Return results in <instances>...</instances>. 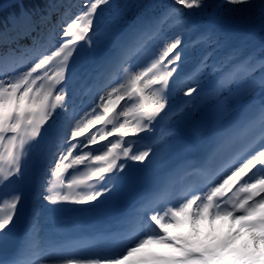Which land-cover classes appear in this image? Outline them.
<instances>
[{
    "label": "snow or ice",
    "instance_id": "1",
    "mask_svg": "<svg viewBox=\"0 0 264 264\" xmlns=\"http://www.w3.org/2000/svg\"><path fill=\"white\" fill-rule=\"evenodd\" d=\"M245 233L264 246V0H0V264H264Z\"/></svg>",
    "mask_w": 264,
    "mask_h": 264
},
{
    "label": "rangeland",
    "instance_id": "2",
    "mask_svg": "<svg viewBox=\"0 0 264 264\" xmlns=\"http://www.w3.org/2000/svg\"><path fill=\"white\" fill-rule=\"evenodd\" d=\"M187 227L191 228L190 226H186V227H183L181 229L174 230L175 235H180L181 232H183L187 236V239L193 241L197 246H199L200 244H203V243H208V242L218 243V242L226 239V236H230V233H231V229H230V227L228 228L227 221H220L219 226H216L215 230L211 229L205 223L204 225H202V229H201V232L199 234H197L193 230H192L193 234H187V232H186ZM210 229H211V232H209ZM216 233H218L217 236H216ZM221 234L223 235V237L219 238ZM199 239H203V242L199 243ZM248 240H249V235L247 237H245L244 243H247ZM236 245H239V244H236V242H235L233 244V248H238V250H240V251H245V250L255 251L257 253H259L261 247H264V246L258 247L255 244H243L244 245L243 247L242 246H236ZM256 262H260V261H256Z\"/></svg>",
    "mask_w": 264,
    "mask_h": 264
},
{
    "label": "bare ground",
    "instance_id": "3",
    "mask_svg": "<svg viewBox=\"0 0 264 264\" xmlns=\"http://www.w3.org/2000/svg\"><path fill=\"white\" fill-rule=\"evenodd\" d=\"M217 223H219V222H217ZM229 226V225H228ZM248 236V234L247 233H245L241 238H239L237 241H236V244H241V246L244 244V240H245V237H247ZM247 244H253L252 242H251V239H250V236H249V240L247 241ZM236 246H239V245H236Z\"/></svg>",
    "mask_w": 264,
    "mask_h": 264
}]
</instances>
